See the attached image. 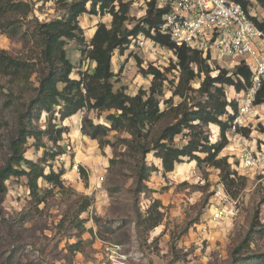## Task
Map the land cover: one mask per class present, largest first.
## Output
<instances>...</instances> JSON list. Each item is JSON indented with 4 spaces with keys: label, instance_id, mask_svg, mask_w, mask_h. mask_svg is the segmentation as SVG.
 Segmentation results:
<instances>
[{
    "label": "rangeland",
    "instance_id": "1",
    "mask_svg": "<svg viewBox=\"0 0 264 264\" xmlns=\"http://www.w3.org/2000/svg\"><path fill=\"white\" fill-rule=\"evenodd\" d=\"M25 1L33 3L34 15L42 22L63 15L58 0ZM126 1L131 2L129 26L133 27L145 17L148 1ZM251 13L258 21H264V10L258 5H252ZM79 21L89 42L98 24L110 27L112 17L86 14ZM22 46L18 39H9L0 32L2 49L18 55ZM66 49L77 69H92L91 64L82 66L77 43L70 42ZM175 64L177 57L172 50L164 48L153 55L132 41L124 55L117 53L113 60V71L118 73L115 88L123 87L128 95H136L140 89L149 90L152 77L144 75L143 70L155 65L164 71ZM212 66L234 71L227 63ZM77 72H73V77ZM168 76L177 82L179 72L171 71ZM199 83L200 79L192 86L197 89ZM171 86H166L165 98H170ZM225 90L228 99L234 101L237 93L228 86ZM179 102L176 97L174 103ZM17 109L18 105L5 108L0 102V167L10 154L9 140L14 135ZM255 111L258 115L247 132L260 146L264 145V104ZM86 116L95 124L108 125L107 113L95 111L80 112L63 123L67 132L60 146L65 153L48 164L57 171H65L64 189L36 207L26 178L6 183L7 191L3 198L0 196V264H255L256 257L264 254V166L258 171H242L233 134L227 131L228 145L219 155L228 159L235 179L232 191L228 190L220 169L186 159L172 173L164 174L161 161L151 154L147 161L157 171L139 193L136 162L128 159L111 167L113 149L100 148L98 141L82 133ZM42 119L40 124L44 127ZM210 132L212 142L220 140L218 127L210 126ZM116 137L128 136L111 132L107 139L115 142ZM184 141L183 136L176 138L178 145ZM34 142L28 141L26 157L37 162L45 150L37 148ZM44 142L51 153L56 152L57 147L46 139ZM39 185L47 187L43 181ZM85 196L90 198L91 206L78 216ZM25 212L30 216L21 221L20 215ZM216 212L223 216L215 219ZM78 217L83 220L82 228L77 225ZM77 243L80 251L71 252L69 246Z\"/></svg>",
    "mask_w": 264,
    "mask_h": 264
},
{
    "label": "trees",
    "instance_id": "2",
    "mask_svg": "<svg viewBox=\"0 0 264 264\" xmlns=\"http://www.w3.org/2000/svg\"><path fill=\"white\" fill-rule=\"evenodd\" d=\"M255 1L264 10V0ZM239 2L245 9L250 5L248 1ZM57 5L61 6L63 15L42 22L34 15L32 2L0 0V32L23 43L18 55L0 47V102L5 108L18 105L14 135L9 140L10 154L0 167V196L4 197L6 183L12 179L28 180L29 195L36 207L45 204L57 190L64 189L65 171H57L48 163L65 153L60 146L67 132L63 123L84 111L107 113L108 125L95 124L88 116L84 117L82 133L98 141L100 148L113 149L111 167L128 159L136 162L139 193L157 171L155 165L147 161L151 154L161 161L164 174L172 173L176 165L186 159L220 169L228 190L232 191L235 179L228 159L219 155L228 145L230 112H237L238 102L229 101L225 87L235 92L248 88L251 69L246 65L231 67L233 72L228 68L214 69L213 63L197 51L177 47L169 36L160 32L165 11L158 9L154 0L147 3L145 17L133 27L129 26L131 2L126 0H58ZM86 14L112 17L110 27L98 24L89 42L79 21ZM253 20L264 30V21ZM140 34L172 50L177 64L164 71L149 65L143 70L144 75L152 77L149 90L140 89L136 95H128L123 87L115 88L118 73L113 71V60L117 53L124 55L132 39ZM70 42L78 44L81 61H88L91 70L76 68L66 49ZM75 70L78 72L73 77ZM175 70L179 72L177 82L168 76ZM216 71L218 74L214 75ZM199 79V87L195 89L192 84ZM169 84L172 85L171 96L165 98ZM176 97L180 98L178 104L174 103ZM255 104H264V89ZM43 117L44 127L40 124ZM210 126L218 127L219 141L212 142ZM243 131L249 135L248 130ZM111 132L128 137H116V141L111 142L107 139ZM179 136L185 138L182 145L176 144ZM31 139L35 140L37 148L45 150L37 162L26 157ZM45 139L57 147L56 152H50ZM120 147L124 150L120 151ZM40 181L47 187H41ZM90 206L91 200L85 196L78 216L86 213ZM28 216L30 213L25 212L20 220ZM77 225L82 228L83 220L79 219ZM255 227L256 224L252 231ZM79 247L77 243L69 249L74 253L80 251ZM256 258L255 264H264V254Z\"/></svg>",
    "mask_w": 264,
    "mask_h": 264
},
{
    "label": "built area",
    "instance_id": "3",
    "mask_svg": "<svg viewBox=\"0 0 264 264\" xmlns=\"http://www.w3.org/2000/svg\"><path fill=\"white\" fill-rule=\"evenodd\" d=\"M154 1L158 9L165 11L161 34L169 36L177 47L197 51L213 64L227 63L230 68L246 65L251 69L249 87L236 92L238 110L230 112L229 132L239 149L237 157L242 171L261 170L264 166V145L259 146L257 140L250 137L251 134L243 131L251 129L253 118L258 115L255 110L259 105L255 101L264 89V30L253 20L256 17L251 13V4L255 0H243L250 3L247 9L239 0ZM132 41L139 49L153 55L165 48L143 34ZM82 66H88V61H83ZM214 216L220 219L223 213L216 212Z\"/></svg>",
    "mask_w": 264,
    "mask_h": 264
},
{
    "label": "crops",
    "instance_id": "4",
    "mask_svg": "<svg viewBox=\"0 0 264 264\" xmlns=\"http://www.w3.org/2000/svg\"><path fill=\"white\" fill-rule=\"evenodd\" d=\"M253 4H256V5H257L256 1H254ZM253 4H252V5H253ZM259 8H260V7H259ZM262 10H263V9H262Z\"/></svg>",
    "mask_w": 264,
    "mask_h": 264
}]
</instances>
